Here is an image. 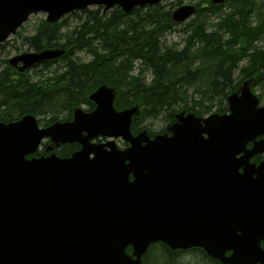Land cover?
Listing matches in <instances>:
<instances>
[{
    "label": "water",
    "instance_id": "obj_1",
    "mask_svg": "<svg viewBox=\"0 0 264 264\" xmlns=\"http://www.w3.org/2000/svg\"><path fill=\"white\" fill-rule=\"evenodd\" d=\"M160 1L0 0V43L32 12H47L51 23L91 5L129 12ZM195 13L194 5L185 4L171 18L184 22ZM63 54L62 48H43L8 63L24 71ZM249 88L245 82L228 96L227 113L177 117L169 137L133 134L138 108L117 110L114 90L105 84L89 95L95 108L76 109L71 121L40 128L28 114L0 122V264H140L147 246L158 240L173 249L201 246L223 264H264L258 244L264 240V175L254 180V169L240 174L230 165L229 157L243 146L223 148L232 136L247 142L264 135V106ZM203 133L218 144L213 150L221 146L223 152L211 150ZM98 136L107 142L92 144ZM46 137L80 148L70 158H26ZM119 137L126 148L114 144ZM262 151L257 142L248 157ZM129 245L134 259L125 253Z\"/></svg>",
    "mask_w": 264,
    "mask_h": 264
},
{
    "label": "trees",
    "instance_id": "obj_2",
    "mask_svg": "<svg viewBox=\"0 0 264 264\" xmlns=\"http://www.w3.org/2000/svg\"><path fill=\"white\" fill-rule=\"evenodd\" d=\"M255 3L254 0H231L232 11L221 21H225L220 26L222 32H200L199 37L210 47L214 46V42L217 43L214 52L206 46L201 48L202 55L216 63L214 70L207 75L202 70L189 68L174 72L176 67L187 63L191 52L188 47L172 49L163 46L161 35L176 25L172 21L171 10H166V4L163 3L136 7L128 13L118 8L108 11H103L102 7L89 8L73 12L56 23L43 21L37 32L26 37L25 41L36 50L57 46L65 48L64 54L58 58L64 60V70L37 83L31 79L29 72L18 73L9 66L1 67V117L11 120L13 116L41 115L61 108L70 111L74 105L81 103L92 106L88 95L101 84L116 88L117 108L140 106V117L143 118H158L179 105L183 102L182 87L199 80L205 81L207 85L201 94L203 99L210 102L225 100L233 90V72L246 55V45L264 32V0L258 3L262 17L256 27L250 26V14L257 9ZM218 7L209 5L205 11H215ZM73 16L78 18V23L66 27L67 17ZM223 26L227 32L223 31ZM64 27L68 30L62 35ZM195 30L193 28V32ZM225 33L228 34L227 38L224 37ZM237 44L243 47L237 49ZM2 47L4 45L0 44ZM82 49L93 53L90 61L75 60L74 54ZM194 54L192 51V56ZM135 61L141 62L151 71V82L146 83L143 77H131L128 74ZM50 63L46 62L43 66L47 67ZM241 73L243 80L251 79L253 89L264 88V51L254 48ZM203 109V113L208 112L210 106ZM131 130L133 133L138 130L135 119ZM161 251L165 257L163 264H170L168 262L173 261L176 253L165 247Z\"/></svg>",
    "mask_w": 264,
    "mask_h": 264
},
{
    "label": "rangeland",
    "instance_id": "obj_3",
    "mask_svg": "<svg viewBox=\"0 0 264 264\" xmlns=\"http://www.w3.org/2000/svg\"><path fill=\"white\" fill-rule=\"evenodd\" d=\"M208 1L209 0H164L161 2L163 4H166V10H171V13L176 7L180 5L187 4V5H194L196 7V13L193 16H191L188 20L180 24L175 22L176 25L173 26L172 29L164 32L163 35H161V41L164 47L172 48V49H182L188 47L191 52L190 58L187 61V63L179 67H176V69L174 70V72L176 73L180 72L183 68L185 69L189 68V69H198L200 71L202 70L203 73L207 75V73L213 71L216 66L215 62H212L209 58H206L202 55L201 48L206 46L210 49L211 52H214V49L217 48L216 45L217 43L214 42V46L211 45L210 47V45H208V43L202 37H199V34L200 32H202L203 34H215V32H222L220 26L221 24H224L225 21H223L222 23L221 21L232 11V7L230 5L231 4V0H230L229 2H225L223 4H213L219 6L215 11H210V10L205 11L209 7ZM254 1L257 2L255 3L257 9H255L250 14L251 27H256L259 19L262 17L261 15L262 10L261 7H259L258 5V3H261V0H254ZM90 8H95V7H90ZM45 17L46 14L42 12L30 15L28 19L16 30V32L14 34L9 35L7 40H5L2 43L4 47L0 48V69L1 67L3 68L9 66L8 59L10 57L34 49L25 41V38L37 32V29L39 28L40 24L43 21H45ZM62 18H66V16ZM67 23L68 25L66 27L75 26V24L78 23V18L73 16L70 18L69 22ZM193 28H196L195 32H193ZM67 30L68 29L64 27V29L61 31V34L62 35L65 34ZM223 31L227 32V28H225L224 26H223ZM224 37L227 38L228 34L225 33ZM246 46H247L246 55L238 63L236 69L233 72V79H234L233 90L229 92L227 97L232 93L240 92V89L245 82H247L248 86L250 87L251 79L243 80L241 72L242 69L247 66L249 61V54L253 51L254 48H256L257 50L264 51V32L258 35V37H256L252 42L249 43V45ZM242 47H243L242 44H237L235 46V48L237 49ZM192 51L195 52L193 56H192ZM92 54L93 53H90L87 50L82 49L77 51L73 57L77 62H88L93 56ZM51 62L52 63H50V65L47 67L41 65L39 67L34 68L33 70H30L29 76L31 77V79L34 82L41 83V80L43 78H47L48 76L52 75L57 71L62 72L64 70V66H65L64 60H59L57 58V59H53V61ZM108 68H111V66H109ZM128 74L131 77L139 78L141 76L143 77V80L146 83L151 82L153 79V75L151 71L148 68H146L145 65L141 64V62L139 61H135L132 63V66L128 70ZM170 75L173 74L170 73ZM39 86L41 87V84H39ZM206 86H207L206 82L203 80H199L193 84L183 86L182 87L183 102L169 109L158 118L151 119V118L140 117L141 116L140 106L133 105L138 108L137 113L132 116V121H131L132 123L133 120L135 119L138 123V130L136 133L144 131L150 137H153L158 134H169L170 132L168 129L170 125L175 123L177 121V117L179 116L193 114L194 116L203 118L213 113H217V114L227 113L228 112L227 97L225 100L224 99L219 100L221 103L218 100H213L210 102L209 100L202 98L201 94L202 91L206 90L207 88ZM111 88L114 90L115 93V99H114V106H115L117 91L116 88H114L113 86H111ZM254 91L255 94H257L260 104H264V88H255ZM94 106L95 104L93 102H92V106H89L86 103H81L79 105H74L70 111H68L66 108H61V109H56V111L53 110L52 112H46L45 114H41V115H34V114L31 115L36 117L38 125L44 128L55 122L71 121L73 119L74 111L76 109H82L83 111L88 112L93 110ZM207 106H210V111L203 113L204 112L203 108ZM115 108L117 110H122L130 107L117 108L115 106ZM2 109L3 107H0V121L3 122L10 121L9 119H4V120L2 119L1 117ZM24 115H28V114L13 116L12 117L13 119L11 120L20 119ZM99 139H101L102 142L108 140V138L106 137L98 136L95 137L93 141L97 142ZM112 140L115 141L116 146L120 149H124L129 145L127 141L122 140L121 138H113ZM50 141L51 140L44 141V144L46 145V151H48V148H50L49 151L52 152L59 151L60 147L56 145L53 146V144ZM72 148L73 150L78 149V147L76 148L75 143L73 144ZM159 257L160 259L156 261V264H163L164 259L161 257L160 254ZM207 257L208 256H206L200 251L189 249V250L177 251L176 254L173 256L172 262L171 261L168 262L167 258L166 261L170 264H211V262L206 260Z\"/></svg>",
    "mask_w": 264,
    "mask_h": 264
},
{
    "label": "bare ground",
    "instance_id": "obj_4",
    "mask_svg": "<svg viewBox=\"0 0 264 264\" xmlns=\"http://www.w3.org/2000/svg\"><path fill=\"white\" fill-rule=\"evenodd\" d=\"M162 1H164V0H161L160 2H158L157 4H162L161 2ZM230 0H225L224 2H222V3H220V4H223V3H225V2H229ZM209 2V5H213L214 3L212 2V0H209L208 1ZM156 5V4H155ZM145 6H147V5H145ZM90 7H102V10L103 11H106L105 9H104V7L102 6V5H91V6H88V7H86V8H84V9H89ZM139 7V6H138ZM114 8H118V9H120L122 12H124L118 5H115V6H113L112 8H110V9H114ZM136 8V7H135ZM84 9H79V10H73V11H70V12H67V13H65L64 15H62L61 17H59L58 19H57V21H55V22H51V23H56V22H58V21H62V19H64V18H62V17H64V16H68L69 14H71V13H73V12H77V11H81V10H84ZM109 9V10H110ZM133 10V9H132ZM132 10H130V11H132ZM129 11V12H130ZM39 12H42V13H44V14H46V17H45V21H46V18H47V15H48V13L47 12H45V11H42V10H40ZM39 12H32L31 14H29L28 15V17L30 16V15H32V14H35V13H39ZM124 13H128V12H124ZM28 17H27V19H28ZM68 19V21L67 22H69V20H70V18L71 17H67ZM188 20V19H187ZM186 21V20H185ZM47 22V21H46ZM47 23H49V24H51L50 22H47ZM179 24L180 23H182V22H178ZM44 48H62V49H64V52L66 51L65 50V48H63V47H60V46H57V47H44ZM32 51H37L36 49H33V50H30V51H28V52H32ZM23 53H25V52H23ZM21 54V53H20ZM49 61H53V59L52 60H47V61H44L43 63H39V64H35V65H33V66H31V67H29V68H27V69H25L24 71H19V70H17V68L16 67H14V66H11L10 64H9V66L11 67V68H13L16 72H18V73H23V72H29L30 70H33L34 68H36V67H39V66H41V65H44L46 62H49ZM249 91L251 92V94L252 95H255V96H257V94H255V91H254V89L251 87V85H250V88H249ZM92 93V92H91ZM90 93V94H91ZM89 94V95H90ZM89 95H88V99H89ZM228 98V97H227ZM90 102L92 103L93 101H91L90 100ZM94 103V102H93ZM95 104V103H94ZM258 106H264V104H260V102L258 101ZM94 108H95V106H94ZM227 109H228V104H227ZM92 111V110H91ZM228 112H229V110H228ZM183 116V115H182ZM197 117V116H196ZM36 118V117H35ZM202 118V117H201ZM17 120H19V119H17ZM37 120V119H36ZM12 121H16V120H10V121H6V123H8V122H12ZM0 122H3V121H0ZM38 123V122H37ZM172 125V124H171ZM170 125V126H171ZM254 129H256L257 127L255 126V124H252L251 125ZM40 127V126H39ZM40 128H43V127H40ZM164 135H166V136H171L172 135V133L170 132L169 134H164ZM190 135V134H189ZM248 136H252L253 135V133L252 134H247ZM201 137L203 138V139H205V140H208V141H206V144L208 145V147L211 149V150H213L214 149V147H215V145H218L217 143H215L212 139H209L208 138V135L206 134V133H203L202 135H201ZM215 136L213 135V134H210V138H214ZM188 138H194V137H192V136H189ZM46 140H51L49 137H46V138H43L42 140H40V142H39V144H38V146H37V149H36V151L34 152V153H32V154H28L27 156H26V158H28V159H31V158H40V157H49V156H51V155H54V156H56V157H58V158H70L71 156H72V154L74 153V152H76L79 148H80V145H78L77 144V142H65V143H60V142H57V141H50L52 144H53V146H59L60 148V150L59 151H49V149L50 148H48V151H46V145L44 144V141H46ZM114 141V140H113ZM92 144H101V143H105V142H107V141H104V142H95V141H93V139L90 141ZM257 142H260V143H262V144H264V135L263 134H261V135H256L255 136V138H254V140H250V141H245V139H244V137L242 136V135H236L235 137H230L229 139H228V141H227V143L225 144V145H223V148H224V150H226L227 149V147L228 146H232V145H234L235 143H237V145H241V146H243L242 147V149L239 151V152H237V153H235L233 156H230L229 157V159H228V161H229V163H230V165L233 167V168H237V172L238 173H240V174H243L244 172H245V169H254L255 171H257V173H254L253 174V177H255L254 178V180H257V179H259V175L260 174H263L264 175V151H262V152H256V153H254V154H252V155H250L249 157H248V154H249V151L250 150H252V148L254 147V145L257 143ZM76 144V145H78V149H76V150H73V144ZM114 144H115V141H114ZM116 145V144H115ZM52 147V146H51ZM117 147V146H116ZM77 148V147H76ZM118 148V147H117ZM175 149H177L176 147H174ZM120 149V148H119ZM213 151H215L216 153H222L223 152V149L221 148V146H217L216 148H215V150H213ZM93 154L91 153V155L89 156L90 158H93ZM252 177V178H253ZM130 179H132V176L130 175ZM255 182V181H254ZM246 232H250V229H247L246 230ZM239 233V232H238ZM252 233H253V235H255L256 234V232L255 231H252ZM242 244H244V246L246 245H248L247 244V242H241ZM259 248L260 249H262L263 250V253H264V240H262V239H260L259 240ZM166 246L167 247H169L171 250H176V251H179V250H189V249H192V250H195V251H200V252H202L203 254H205L206 256H208L207 257V259L206 260H208L209 262H211V264H223V263H221L217 258H215V257H212L211 255H209L201 246H191V247H188V248H181V247H177V248H171V246H169L167 243H165V242H163V241H160V240H158V241H153V242H151L148 246H147V248H146V250H145V252L141 255V257H140V264H156V261L157 260H159L160 259V257H159V255H158V253L161 255V257L164 259L165 257L163 256V254H162V249L165 247L166 248ZM245 246V247H246ZM153 247V248H152ZM150 248H152V249H150ZM150 249V250H149ZM167 249V248H166ZM149 250V251H148ZM148 251V252H147ZM233 252V249H230V250H227V251H225V255L226 256H228V255H230L231 253ZM125 253L127 254V255H130V256H132V258L134 259L135 258V256L134 255H132L131 253H132V248H131V245H129V246H127L126 247V249H125ZM176 253V252H175ZM144 255H145V259H143L144 258ZM255 264H260V263H255Z\"/></svg>",
    "mask_w": 264,
    "mask_h": 264
},
{
    "label": "flooded vegetation",
    "instance_id": "obj_5",
    "mask_svg": "<svg viewBox=\"0 0 264 264\" xmlns=\"http://www.w3.org/2000/svg\"><path fill=\"white\" fill-rule=\"evenodd\" d=\"M97 142L100 143V142H102V140L99 139ZM166 248H167V250H169V251H171V252H177L176 250H171V249H170L169 247H167V246H166ZM150 249H151V248H150ZM150 249H149V250H150ZM149 250H148V251H149ZM148 251H147V252H148ZM158 255H159V254H158ZM143 259H145V255H144V258H143Z\"/></svg>",
    "mask_w": 264,
    "mask_h": 264
}]
</instances>
